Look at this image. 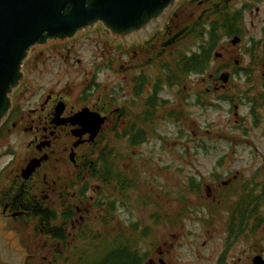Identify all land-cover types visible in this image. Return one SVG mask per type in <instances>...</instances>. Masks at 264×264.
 Listing matches in <instances>:
<instances>
[{"label":"flooded vegetation","instance_id":"obj_1","mask_svg":"<svg viewBox=\"0 0 264 264\" xmlns=\"http://www.w3.org/2000/svg\"><path fill=\"white\" fill-rule=\"evenodd\" d=\"M209 1L186 0L187 8L190 7L192 10L179 11V8H176L177 2L182 1L177 0L168 14V19L162 22L160 28L150 29V25H146L145 28L140 27L136 30V33L126 36L125 43L121 38L119 39L120 44L123 45L122 54L126 56L122 73L129 82L132 104L123 102L121 105L111 106V98L115 96L113 91L103 97L101 95L92 99L93 92L99 87L94 75L90 82L92 84L87 87L83 98L88 104L84 102L86 105L80 108L74 109V105L69 107L64 102V95L53 93L48 89L43 91L42 100L37 101L39 102L37 107L27 113L28 122H22L25 113L20 108H16L14 113L8 115L3 125L4 129L0 132V141L5 140L3 143H6L3 145L0 158L9 156L0 167V256L4 260L26 264L25 261L32 258L43 259L49 264L51 259L74 257L80 247H86V244L93 242L95 237L104 239L103 229L93 231L90 226L86 227L90 214L93 210L98 211L100 225L107 227L112 221L113 213L121 204L116 200L115 210L109 209L113 198L111 183L105 185L106 182L103 183L92 174L90 169L95 157L90 153L98 152L97 139L102 138L100 135L102 127L107 121L109 125L113 124L112 117L118 113L119 107H123V115L120 118L114 117L111 128L121 127L124 132L123 139L127 141L129 127L134 123L130 121V112H133L137 117L134 123L139 133L137 141H139L138 145H141L147 141L150 132H155V125L159 119L169 118V122L180 127L181 121L188 120L189 107L195 105L204 108L208 104L204 95L210 91L216 94L226 88L220 81V70L213 75V80L206 87L205 93L196 92L194 99L186 86L190 74L202 75L208 68L200 69V65L203 66L202 63L205 62L210 63L212 55L216 54L212 50L208 57L205 47L207 21L202 10ZM182 17L185 19L181 20ZM162 18L158 19L159 25ZM193 24L202 31H190L189 27ZM156 31L160 32L158 36L154 35ZM191 37L197 42L184 49L183 42L190 40ZM224 37V35L219 36L216 47ZM252 42L256 41L252 40ZM154 46H160L156 54L155 51L151 53ZM262 46L264 48V43ZM168 54L173 59L174 68L171 70L169 84L164 83L163 87L174 89L172 100L162 98L160 95L162 86L159 83L161 77L159 72H165L167 67H172L164 58ZM246 54L249 57V54ZM156 55L158 58H155ZM192 59L195 60L194 67L191 63ZM131 60L134 61L133 64H130ZM263 65L264 58L261 63V66ZM151 67L157 70L156 74L150 75L147 72ZM224 67L226 63L221 64L219 69ZM228 73L239 76L234 69ZM259 81V85L254 82L252 90L264 89V81ZM233 96L235 99L236 95ZM217 98L230 102V98L224 97L221 93ZM59 102H63L64 107L57 115L55 107ZM91 102L92 104H89ZM250 104L249 115L254 126H263L264 114L258 112L260 109L258 103L251 101ZM82 107H88L91 111L106 117L92 141L87 140L88 133L76 135L75 132L82 127L68 121V118ZM162 111H165L163 116L167 112V117L162 116ZM20 125L23 130L30 132V137L26 142L25 155L17 157L18 152L15 151L9 138L13 129ZM183 130L186 131L184 126L179 132L182 133ZM242 131L246 132V129ZM243 137L246 138L243 143L248 146L251 140L246 134ZM251 146H253L250 150L252 154H258V146L250 144L249 147ZM33 159L41 160L31 173L24 176L25 168ZM225 160L226 156L221 157L214 163V168L223 165ZM261 167L264 168V164ZM258 169L259 167H256L254 172ZM240 176L238 172L216 171L211 172L213 181L209 183L201 182L194 177L188 178L186 193L202 198L200 203L188 201L187 207L190 211L196 213L197 210L203 209L207 213L203 218L208 223H212L215 219L221 222L218 218L221 217L222 212L227 214V218L222 220L221 249L214 264H264L263 205L259 206L261 218L257 220L254 184L241 183L239 179L243 178V175ZM106 186H109L108 189ZM190 214L194 213L190 212ZM155 224L158 226L159 219H156ZM4 238L7 241H4ZM80 241H84L85 244L78 245ZM34 244L42 246L39 252L33 253ZM161 254H163L162 250L155 247L154 256ZM28 264L38 263L31 261Z\"/></svg>","mask_w":264,"mask_h":264},{"label":"rangeland","instance_id":"obj_2","mask_svg":"<svg viewBox=\"0 0 264 264\" xmlns=\"http://www.w3.org/2000/svg\"><path fill=\"white\" fill-rule=\"evenodd\" d=\"M181 1L177 2L176 7L179 11L192 10L190 7L187 8L186 0ZM244 4L246 6L243 10V32L241 36L239 35L240 41L232 44L230 41L232 37L225 36L213 50L216 54L212 55L208 69L202 75L190 74L186 86L192 99L196 92L205 93L216 71L218 73L220 70V74L233 71L235 66L247 63L249 57L245 49L252 40L258 42L262 48L260 52L264 50L262 46L264 0H234L232 6L240 8ZM205 6L207 5L203 8ZM183 19L185 18L182 17L181 20ZM190 40L183 42L184 49L197 42L193 37ZM118 44L117 40L109 42L98 22L89 29L79 30L73 37L63 42L47 41L45 45H35L22 63L23 77L10 94L11 107L20 108L25 113L22 122L26 123L29 121L27 113L37 107L39 103L37 101L42 100L43 91L51 89L53 93L64 95V102L69 107L74 105V109L80 108L88 104L83 98L94 75L99 87L93 92L92 99L114 91L118 102L111 106H118L123 102L129 105L131 103L129 82L122 73L126 56L119 51ZM155 46L151 53L153 51L155 54L158 53L160 46ZM155 58L158 56L156 55ZM164 58L173 67L172 57L168 54V57ZM133 62L131 60L130 64ZM223 63H226V67L219 69ZM147 72L153 75L157 70L151 67ZM229 75L230 78L224 83L225 89L216 94L210 91L204 95L208 102L207 106L189 107L188 120L181 121L180 127L169 122V118L159 119L155 125V132H150L147 141L141 145L129 147L125 139L113 141L111 126L116 115L112 117L113 124L109 125L107 121L103 125L100 132L102 138L100 140L98 138L97 143L100 146L105 141H108L109 145L115 144V150L122 154L119 156V165L127 177L132 175L136 178L137 186L128 190L125 196L115 193L110 186L111 195H115L121 206L113 213L112 221L107 227L100 225L98 220L100 214L93 210L86 227L90 226L93 231L103 229V237L110 241L120 229L127 234L130 223H137L139 226L150 225L153 227V248L150 246L151 237L140 242L143 250L150 248L152 250L148 260L145 261L147 264H161L159 259L163 260L164 264H214L221 249L222 220L227 218V214L222 212L221 217L218 218L221 222L215 219L212 223H208L203 218L207 216L203 209L197 210L196 213L190 211L187 207L188 201L200 203L202 198L186 193L188 178L194 177L196 180L209 183L213 181L211 172L232 171V173L238 172L239 177L243 175V178L239 179L241 183L251 182L254 187L258 181L264 179V168L261 167L264 164V117L263 126H254L248 109L251 100L244 97L245 91L250 96L258 95L259 89L252 90V86L254 82L259 85V80H262L259 78L262 76L261 67L252 77H245L243 74ZM161 86V97L172 100L174 89L163 87L164 83ZM220 93L230 98V102L219 100L217 96ZM259 108L258 112L264 114V105ZM163 113L165 111L161 112L162 116ZM164 116L167 117V112ZM183 126L186 131L180 133L179 130ZM242 129H246V132ZM245 134L251 140L248 146L243 143V140H246L243 137ZM29 137L30 132L23 130L21 125L13 129L9 139L18 152L17 157L25 155ZM3 142L5 140L0 141V153L3 145L6 144ZM250 144L258 146V154H252L250 150L253 146L249 147ZM224 156H226L225 163L221 166L216 164L217 167L214 168V163ZM8 158V155L0 158V167ZM256 167L259 169L254 172ZM108 187L106 186V189ZM257 189L260 190V186L255 187L256 191ZM262 205L264 211V204ZM189 211L194 214L191 215ZM151 214L154 221L159 219L158 226L153 225ZM4 241L7 240L4 238ZM84 244V241L78 243L80 246ZM155 247H159L163 254L154 256ZM41 254L45 255L44 252Z\"/></svg>","mask_w":264,"mask_h":264},{"label":"water","instance_id":"obj_3","mask_svg":"<svg viewBox=\"0 0 264 264\" xmlns=\"http://www.w3.org/2000/svg\"><path fill=\"white\" fill-rule=\"evenodd\" d=\"M176 1L0 0V125L12 106L10 94L23 77L22 63L35 45H45L47 41L63 42L98 22L110 43L116 40L120 43V38L125 43V37L136 33L140 27L160 28ZM159 18H162L160 25ZM230 41L236 44L240 37L234 35ZM228 78V72L220 74L223 83ZM63 107V102H59L55 114L59 115ZM105 119L98 112L82 107L68 121L82 127L75 132L76 135L88 133L87 140L92 141ZM40 160H31L24 176L31 173ZM159 261L164 264L163 260ZM0 264L18 262L4 260L0 256Z\"/></svg>","mask_w":264,"mask_h":264},{"label":"trees","instance_id":"obj_4","mask_svg":"<svg viewBox=\"0 0 264 264\" xmlns=\"http://www.w3.org/2000/svg\"><path fill=\"white\" fill-rule=\"evenodd\" d=\"M234 0H210L203 8L202 12L206 17L207 21V38L205 41V47L208 52V57L212 50L216 48L217 39L220 35L232 37L234 35L242 34V24H243V10L246 6L244 4L240 8H233L232 3ZM190 31H202L196 28L193 24L190 27ZM160 32H156L154 35L158 36ZM193 36H195L193 34ZM154 37V36H153ZM164 45V44H161ZM119 51H123V45L118 44ZM260 46L258 42H252L245 50L246 53L249 54V62L235 66L234 70L236 74L244 75L245 77H252L254 73L261 67V70H264V65L261 66L263 62L264 56L262 52H260ZM168 57V55H167ZM168 60H166V63ZM192 66H196L195 60H191ZM200 65V69L208 68L209 63L205 62ZM174 67H167L165 72L162 71L161 77L159 79V83L163 85V83L170 82L171 70ZM264 81V78L260 76ZM90 83L88 86H91ZM114 92V91H113ZM225 96V95H224ZM244 97L247 100H251L254 103H258V107L264 105V89L259 90L258 95L253 94L250 96L247 92H244ZM263 101L262 103L260 101ZM118 99L114 96L111 98V105H115ZM135 103V99H133ZM16 107H12L10 110V114L14 113ZM254 110V109H253ZM252 110V111H253ZM123 115V107H119V111L116 114L118 118ZM130 121L136 122L137 117L136 114L130 112ZM130 125L128 130L127 144L129 147H133L138 145L139 141V133L134 125ZM3 126L0 128V132L2 131ZM111 132L113 135V141H121L124 137V132L121 127H113L111 128ZM98 152L90 153L91 156L94 155V162L91 167V172L98 179H101L103 183L106 182L105 185H109L111 183L112 190L115 193H119L120 195H124L128 190L134 189L137 186V180L134 176H126L125 172L122 170L119 165V156L122 154L115 150V144L109 145L108 141H105L103 147L97 144ZM260 186V190L256 191V204H257V220L261 218L260 216V205L264 204V179L258 181L255 184V187ZM112 202L109 207L110 210H115V195H112ZM185 210L183 211V213ZM153 225L156 223L151 214ZM153 227L150 225L139 226L137 223H130L129 231L127 234L124 233L123 230H118L113 235L110 241L104 239H98L95 237L93 242L89 243L86 247H80L77 250L74 257H61L49 260V264H147L145 262L148 260V256L151 254V248L148 250H143L140 247V242L142 240H146L151 237L150 246L153 248ZM41 245L34 244L33 253L39 252L41 250ZM36 262L38 264H46V261L43 259H32L29 258L25 262L26 264L30 262Z\"/></svg>","mask_w":264,"mask_h":264}]
</instances>
